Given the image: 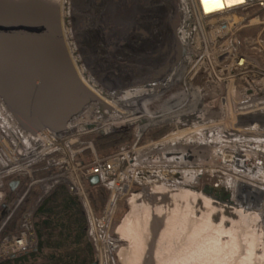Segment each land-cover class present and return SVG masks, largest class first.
<instances>
[{"label":"bare ground","instance_id":"obj_1","mask_svg":"<svg viewBox=\"0 0 264 264\" xmlns=\"http://www.w3.org/2000/svg\"><path fill=\"white\" fill-rule=\"evenodd\" d=\"M169 1H163V6L168 2L167 8L172 12H168L165 19L163 13L165 21L161 32L164 46L161 70L162 75H167L157 91L144 95L145 90L131 87L118 88L108 94L102 86L91 81L94 78L92 70L86 68L76 51L68 0H29L35 10L50 13L60 22L73 65L82 81L98 98L84 108L81 114L86 117L76 126L90 124L102 131L109 127L118 132L117 127L133 121L144 127L177 122L190 115V52L174 62V47L177 44L189 45L190 50V26L192 19L195 21L196 18L193 14L199 11L208 16L234 8L246 0ZM174 9L180 12L179 19L174 17ZM167 25L170 28L165 29ZM173 133L169 132L168 136ZM261 166L263 170L255 174L261 183L259 188L246 181L239 182L244 186L242 193L238 192L242 198L239 203L218 201L199 190L184 187L187 181L193 179L191 175L184 180L182 188H170L162 183L134 192L127 200L128 210L114 231L117 240L126 242L116 252L119 264H151L154 261L157 264H264L261 220L264 165ZM148 176L146 173L142 178L146 180ZM5 206H2L3 212ZM149 252L152 255H147ZM101 257L98 249L99 261Z\"/></svg>","mask_w":264,"mask_h":264},{"label":"built area","instance_id":"obj_2","mask_svg":"<svg viewBox=\"0 0 264 264\" xmlns=\"http://www.w3.org/2000/svg\"><path fill=\"white\" fill-rule=\"evenodd\" d=\"M193 15L196 18L195 21L192 19L190 26V105L195 108L200 103L203 98L199 94L203 93L204 87L210 82L230 83L242 100L243 97L247 99L250 95L258 94L262 89L258 87V74L263 75L264 68L257 57L251 54L262 53L264 56V0H246L234 8L208 16L200 14L199 11ZM255 23H261V26L254 33L239 38L235 35L240 29L242 32L248 29L246 26L250 27ZM197 77L203 78V81L193 83ZM241 101L234 128H264V109L247 110L245 108L249 105L243 106ZM91 102L94 101L88 102L84 108ZM84 108L68 120L63 130H42L31 135L20 128L0 100L1 215V204L8 196L7 181L19 178L16 186L18 188L21 180H25L22 190L11 207L7 208L0 225L7 224L27 194L35 191L31 203L16 223L15 230L4 233L0 256L35 247L34 211L57 186H65L70 194L81 200L85 212H91L93 209L88 196V177L91 174L98 176L97 185L107 191V197L101 214L98 217L89 216L88 233L92 241H112L108 228L112 222L115 204L128 193L132 179L142 178L148 159L149 145L142 142L144 128L157 127L159 123L140 127L138 122L133 121L130 122L131 125L128 123L117 127L119 131L132 128V140L117 150L98 155L94 147L96 138L113 132L114 128L108 127L102 131L90 124L76 126L86 117L81 114ZM131 166L135 167L134 176L130 174Z\"/></svg>","mask_w":264,"mask_h":264},{"label":"rangeland","instance_id":"obj_3","mask_svg":"<svg viewBox=\"0 0 264 264\" xmlns=\"http://www.w3.org/2000/svg\"><path fill=\"white\" fill-rule=\"evenodd\" d=\"M167 3L163 7L164 19L166 18L168 10ZM239 10L236 9V11ZM164 19L163 22L165 21ZM259 24L257 25L255 23V25H250V27L246 26L248 29H244L242 32V29H240L235 35L239 38V36L254 33L261 26V23ZM73 26L76 51L89 64L90 59H93L95 54L92 52L91 46L96 44L98 37L96 35H90L87 29H80V24L77 20L74 21ZM188 46L185 47L186 54L182 57L189 54L190 50ZM251 55L257 57L264 68L263 54L252 53ZM258 79V87H262V89L259 90L258 94L250 95L247 99L243 97V100L230 83L223 81L210 82L206 85L207 87H204L203 93L199 94L203 99L199 101L200 103L198 102V105L196 104L197 107L196 105L195 108L191 106L190 115L180 118V121L177 120V122H163L159 123L157 127L144 128L142 142L148 143L149 146L147 150L148 159L144 167L143 176H141L144 177L146 173L149 176L146 180L141 177L138 180L132 179L128 193L116 202L112 222L108 228V233L112 241L110 243H98L93 240L94 243L92 241L98 264H119L116 252L126 242L122 239L117 240L114 231L118 222L128 210V198L134 192L141 191L145 186L166 183L170 188H182L184 186V180L191 175L193 179L187 181L184 187L194 188L210 196L212 199L229 204L239 203L242 200L238 192L240 191L242 193L244 186L243 184H239V182L246 181L250 185L254 184V186H258L259 188L261 183L259 184L260 180L256 178L255 174L262 169L261 165H264V128H234V122L238 118L237 112L241 100L243 106L249 105L245 108L247 110L254 108L256 111H259L264 109V74H258ZM193 81V83L201 82L203 78L197 77ZM257 120L259 121L260 119ZM159 127L166 129L161 135L156 137L152 136L150 132ZM128 130L130 133L132 132V128ZM173 131L174 133L169 137L168 133ZM110 133L112 132L107 134ZM131 140L129 139V141L118 145L113 151ZM109 152H112V150ZM150 156L153 158L151 159ZM262 161L263 163L259 164ZM133 168L135 167H130L131 176H134ZM208 188L212 191L210 194L203 191V189ZM226 193H229V195ZM17 195L6 197V208L2 215L0 214V224L7 208L11 207ZM262 205L261 220L264 228V203ZM92 211H86L85 213L86 218L88 217V226L90 225L89 216L98 217L101 214V212L96 213L94 209ZM11 218L7 224L0 225V247H2L1 240L4 233L9 228L10 230L8 232L15 230L16 222L12 224ZM7 225L9 226L8 229H6L8 227ZM90 234L92 233L90 232ZM98 249L102 254L101 261L98 259ZM15 253L18 252H14L13 254ZM10 254H3L0 258ZM149 254L152 255L150 252L147 255ZM151 264H157V262L154 261Z\"/></svg>","mask_w":264,"mask_h":264},{"label":"water","instance_id":"obj_4","mask_svg":"<svg viewBox=\"0 0 264 264\" xmlns=\"http://www.w3.org/2000/svg\"><path fill=\"white\" fill-rule=\"evenodd\" d=\"M185 50L177 44L172 60L178 61ZM94 98L73 65L60 22L35 10L29 0H0V100L20 128L31 135L59 132ZM19 181L9 179V190ZM88 181L95 185L98 176L91 174Z\"/></svg>","mask_w":264,"mask_h":264},{"label":"flooded vegetation","instance_id":"obj_5","mask_svg":"<svg viewBox=\"0 0 264 264\" xmlns=\"http://www.w3.org/2000/svg\"><path fill=\"white\" fill-rule=\"evenodd\" d=\"M163 1L68 0L72 31L77 20L80 29H87L90 35L98 37L91 46L95 54L90 63L81 55L80 59L92 70L91 81L108 94L118 88L131 87L145 90L144 95H148L162 85ZM176 9L174 17L179 19L181 15ZM168 12L172 9L167 10V15ZM168 27L170 25L165 29ZM96 99L95 95L93 101Z\"/></svg>","mask_w":264,"mask_h":264},{"label":"trees","instance_id":"obj_6","mask_svg":"<svg viewBox=\"0 0 264 264\" xmlns=\"http://www.w3.org/2000/svg\"><path fill=\"white\" fill-rule=\"evenodd\" d=\"M165 129L161 127L152 130L150 134L156 137ZM129 139L131 140L129 130L112 132L98 136L94 147L98 155H105ZM24 182L22 179L20 186L13 191L8 190L7 195L11 197L18 194ZM34 193V190L30 191L18 206L11 218L12 224L18 222L31 203ZM88 196L94 211L100 213L105 205L107 191L97 184H88ZM85 213L77 196L70 194L65 186H57L34 211L35 247L1 257L0 264H89L96 257ZM8 228L9 226L6 229Z\"/></svg>","mask_w":264,"mask_h":264}]
</instances>
